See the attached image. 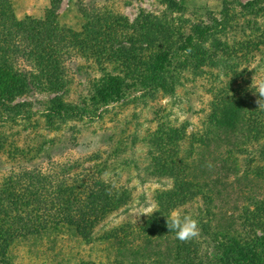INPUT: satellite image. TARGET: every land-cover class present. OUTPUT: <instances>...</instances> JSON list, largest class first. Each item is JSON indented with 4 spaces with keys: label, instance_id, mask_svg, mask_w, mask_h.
Returning a JSON list of instances; mask_svg holds the SVG:
<instances>
[{
    "label": "rangeland",
    "instance_id": "374dc122",
    "mask_svg": "<svg viewBox=\"0 0 264 264\" xmlns=\"http://www.w3.org/2000/svg\"><path fill=\"white\" fill-rule=\"evenodd\" d=\"M175 1L176 7L169 0H61L60 24L80 36H73L76 52L61 68L63 80L69 83L61 91L47 79L38 88L34 76L41 70L28 57L13 69H0V194L7 185L12 188L24 170L47 186L55 179L63 181V175L67 187L101 172L100 178L117 195L112 201L120 204L109 210L90 237L65 235L53 248L47 242L22 245L15 249V264H264V243H257L264 235V207L261 211L256 206L259 197L264 199V135L261 142H251L245 128L218 129V115L212 116L219 97L233 90L241 93L239 104L245 109L248 88L252 103L247 104L259 111L255 119L264 124V107L257 103L259 93L252 86L253 80L257 84L264 81V0H255L254 6L249 5L254 0ZM10 2L18 19L43 18L51 7V0ZM88 14L103 19L106 51L85 35ZM146 15L169 35L156 45L144 43L145 50L139 48L137 58L150 65L160 50L167 54L171 74L179 77L174 90L160 88L150 94V83L142 82L139 74L143 69L148 74L149 69L140 68V62L128 63L133 68L128 71L127 64L115 58L120 51L114 40L126 44L130 38L147 40L137 31ZM195 25L206 33L197 34ZM190 37L202 41L196 53L185 49ZM113 42L114 47L110 46ZM84 46L88 54L79 51ZM115 51L117 55H113ZM99 52L104 55L97 58ZM21 72L27 73L30 86ZM108 75L120 78L118 95L104 90L103 79ZM57 92L64 101L79 105L82 114L66 120L47 114L48 109L56 108L51 101ZM17 104L24 105V113L29 110L34 115L11 119L17 112L10 109ZM221 115L223 124L230 122L226 112ZM217 130L223 135L218 139ZM168 138L182 178L198 192L174 208L200 220V237L187 242L192 262L175 257L173 248L179 240L174 232L173 241L161 239L166 234L156 231L152 234L159 237L153 241L142 235L149 224L154 230L160 197L169 199L176 189L174 178L157 163L169 155ZM149 206L158 211L140 214ZM208 224L213 229H207ZM127 225L140 235L131 247L127 244V249L134 250L132 258L121 253L133 233ZM110 234L118 254H112L111 244L106 247L104 243ZM252 246L256 256L241 260L238 256Z\"/></svg>",
    "mask_w": 264,
    "mask_h": 264
},
{
    "label": "trees",
    "instance_id": "16d2710c",
    "mask_svg": "<svg viewBox=\"0 0 264 264\" xmlns=\"http://www.w3.org/2000/svg\"><path fill=\"white\" fill-rule=\"evenodd\" d=\"M60 3L61 0H51V7L47 10L43 18L26 16L25 18L18 19L11 8L10 0H0V69H2V66L13 69L20 59L28 57L34 60L37 67L41 70V74L34 76L36 80L39 81V84H37L39 86L38 88H40L41 82L44 79H47L52 85L56 84L58 86L57 91H61L64 86H66V88L68 87L69 83L65 82L61 75V68L66 58H69L72 52H76L75 46L78 45H74L73 36L77 39H79L80 36L68 26L60 24L58 14ZM254 4L255 0L249 3L250 6H254ZM169 5L176 7L178 4L175 0H169ZM145 20L139 22L137 31H139L140 36L145 37L147 40L130 38L131 40H129L127 44L124 43V41L118 42V40H114L120 51L119 55L115 56V58H120L121 61L125 62L128 71L132 68L130 65H139V62L141 63L140 68L144 65V68L147 67L149 69L150 73L147 74L143 69L139 74L142 82L150 83L148 90L150 94L151 92H157L160 88L165 91L174 90L176 86L175 83L178 81L179 77L171 74V59H169L167 54L160 50L151 58L153 63L150 65H148L145 60L137 58L138 49L140 48L142 51L145 50L143 48L144 43L148 46L156 45V43L169 35L168 31L166 34V29L164 27L161 28L153 25L150 16L146 15ZM102 21L103 19L100 15L88 14L87 24L84 25L86 34H84L98 46V49L102 47L106 51V42L102 39L103 27L105 24ZM104 21L107 22L106 19ZM195 28L197 34L206 33V31L201 30L199 25H195ZM114 42L110 46L114 47V45H116ZM188 42L190 45L185 49L186 51H191V53H196L197 49H200L201 45L199 44L202 43L200 39L192 37L188 38ZM85 47L86 46L83 47V50L79 51L88 54L89 52L84 49ZM116 52L117 51H115L113 55H117ZM101 55L104 54H102V52L95 54L97 58ZM132 58H134L133 61L135 63H133ZM128 63H130V65ZM21 73L25 78V84L30 86L32 81H29L27 78V73ZM55 73L59 74L55 75ZM103 80L105 81L104 90L108 89V91L111 92L110 94L115 95L120 93L117 87V83L120 81L119 77L108 75ZM126 85L127 88L130 87L129 84ZM31 89L32 87H30V90ZM236 91L237 90H233L226 96L222 94L215 104V110L212 112V116L218 115V129L234 125L235 127L233 130L235 131H240L242 128H245V135L248 136L249 139L251 138V142H261L260 139L264 135V130H262L264 124L261 123V120L255 119L259 116V111L257 109L254 110L251 104H247V101L252 103V92L248 88H245L244 109V107H241L239 104L241 101V93ZM58 93L60 92H57V94ZM51 102L56 107L46 111V113H50L51 116H58L66 120L82 114L80 106L73 102L64 101L62 94L55 96ZM22 106L24 105L17 104L10 109L11 111L17 112L14 116L9 115L12 117L11 119L32 114L29 110L24 113ZM19 107L21 108L17 110L16 108ZM220 112H226L228 118L231 117L230 122L223 124ZM222 136V132L217 130V134H215L216 139ZM167 141V146H169L170 149L167 148L166 153L169 155L166 156L165 159L160 157L157 163L161 162L164 165V172L174 178L176 189L169 199L160 197V216L157 223H155L153 227L151 226L154 230L148 228L150 227L149 224L142 234L147 237L148 240L152 241L159 237L156 233L155 235L152 234L153 231L166 234L161 239L170 238L172 241L175 239L172 236V232H169L166 226V215L177 207L178 204L185 203L198 193L186 182L185 178H182L183 172L180 170L178 158L176 154H174L175 148L172 146L169 138ZM246 146L247 144L245 148ZM170 162H172L171 166L169 165ZM159 172H161V169ZM100 174H92L76 186L67 187L63 175V181L55 179V183H50L49 186H47L44 184L45 181L36 175H32L30 171L24 170L19 173L17 181L12 184L13 187L11 188L7 185L0 194V264H15L13 258L15 256V249L20 248L22 245L31 243L47 245V242L49 243L47 247L53 248L57 245V241L65 235L76 239H86L90 237L92 231L106 216L109 210L120 205L112 201L117 195L112 193L110 189L111 184L100 178ZM109 191H111V195L108 194ZM179 193L183 194L185 198L180 196ZM256 203H258L256 206L262 211L264 199L259 197ZM243 215L244 214L241 213V217H243ZM234 219L236 221L240 220V218ZM126 227L133 233L126 240V244L122 247L124 249L121 250V253L124 252L123 256L132 258L134 256V250L127 249V244L128 247H131L134 244L135 237L140 235L137 234L138 232L132 230L131 225H127ZM204 227L206 228V226ZM208 228L209 230L213 229V224H208L207 229ZM116 233L117 230L112 231L113 235ZM112 234L105 237L104 243L106 247H110L109 245L111 244L113 248L112 254H118ZM226 235L228 236L229 233ZM257 243H264V235L258 237ZM188 244L187 242L182 243L179 241L174 245L173 251L175 257L180 256L192 262V252H189L191 246L189 247ZM107 249L110 251V248ZM171 254L169 256L174 259V254ZM150 255H152V253ZM255 256V247L252 246L247 250L246 254L242 253L238 257L241 260H245V258L250 257L252 259Z\"/></svg>",
    "mask_w": 264,
    "mask_h": 264
},
{
    "label": "clouds",
    "instance_id": "9594fccd",
    "mask_svg": "<svg viewBox=\"0 0 264 264\" xmlns=\"http://www.w3.org/2000/svg\"><path fill=\"white\" fill-rule=\"evenodd\" d=\"M252 86L259 93L260 99L257 103L260 107H264V81L254 83ZM111 195V191L108 193ZM158 211L155 206H149L145 208L140 214L151 215ZM166 226L169 232L175 233V238L182 243L191 242L197 240L201 234L200 220L188 213H182L179 209H173L168 215H166Z\"/></svg>",
    "mask_w": 264,
    "mask_h": 264
}]
</instances>
